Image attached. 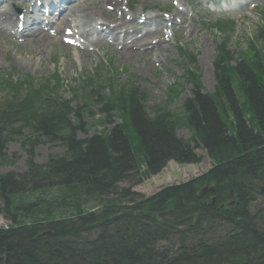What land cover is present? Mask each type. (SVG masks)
Returning <instances> with one entry per match:
<instances>
[{
  "label": "trees",
  "instance_id": "1",
  "mask_svg": "<svg viewBox=\"0 0 264 264\" xmlns=\"http://www.w3.org/2000/svg\"><path fill=\"white\" fill-rule=\"evenodd\" d=\"M222 22L216 29L226 33L231 22ZM261 22L264 40V12ZM224 41L212 94L186 72L195 84L183 104L189 140L176 136V116L150 118L135 80L85 78L63 97L58 75L36 88L29 77L2 79L0 159L18 141L28 173L0 174L10 222L0 227V264H264V54L251 45V56L232 65ZM113 117L120 123L77 137L87 134L85 119L104 125ZM46 142L65 154L38 169L34 149ZM199 147L212 162L204 173L146 197L130 190L170 160L198 163ZM204 186L212 191L199 196ZM122 209L131 213L118 215Z\"/></svg>",
  "mask_w": 264,
  "mask_h": 264
},
{
  "label": "rangeland",
  "instance_id": "2",
  "mask_svg": "<svg viewBox=\"0 0 264 264\" xmlns=\"http://www.w3.org/2000/svg\"><path fill=\"white\" fill-rule=\"evenodd\" d=\"M120 1L123 13L127 16L131 15L134 11H139L144 1L146 2L144 12H156L161 8H170L169 6H172V2H175V0ZM29 3L31 2L29 1ZM179 5L182 9L186 10L188 8L184 2L179 1ZM128 8L131 10H128ZM263 9L264 0H253L249 5L243 7L240 11L234 12V14L209 13L206 15V11L196 8L195 14H199L198 24L192 19V25H189L186 21L184 22L185 27L189 25V27L192 26L193 28L172 27L168 33L170 34L168 41L164 40L166 38L165 34H160V40L163 41L161 46L166 48V50L162 53L159 49H156L157 53L154 51L153 54L155 55L156 53L155 57H158V59L152 63L147 61L148 57H153L151 54L146 57L127 58V55L122 54L118 49L111 48L106 43H103L101 47L94 46V48L89 47L78 51L73 45H67L63 41V36L65 35L64 29L70 27L72 29L73 24V22L67 23L64 20L65 17L60 23H57L50 29L51 32H56L52 34L55 36H50L51 41L49 40L45 44L34 45L33 43L23 42L19 39L16 40L8 36H2L0 38V73L5 71L11 72L15 77L29 74L34 79H41L56 70L65 83L70 82L73 86L74 82L77 81L75 79L79 75H91L96 72L98 67L103 66L105 68L107 63L112 61L113 66L121 72L119 76L120 83L125 82L129 75H136L143 79L142 85L147 92L148 106L167 103V108L177 116H180L182 102L191 95L192 86L190 83L188 84L179 79L183 64L179 59L177 46H183L196 54V73L200 75L204 89L211 92L215 84L214 77L212 67L210 66V72L204 56L206 57L207 50L209 52L212 50L209 58L211 65L215 46L222 37L213 28L203 25V23L209 24L208 22L221 17H230L234 20L232 30L226 35L228 38L227 47L234 57L241 52L247 53V47L251 40L257 47H263L262 50L264 51V44L255 39L256 29L261 22ZM108 17L110 15L104 11L103 15L96 17L95 20L104 21ZM176 21H180V17H177ZM30 57H33V59H30ZM171 85H174V91L170 94H176L168 101L167 91ZM181 86H183V90L179 91ZM67 90L68 88L65 89V92ZM100 130L101 127L97 125H92L88 128L90 134ZM176 133L183 139L190 137V131L184 128V126L180 127ZM78 136L82 137L81 134H78ZM63 151L64 148L59 144H40L35 148L33 159L39 169L48 162L49 157L60 156ZM197 152L203 156L200 165L181 166L169 162L160 173L132 187L133 191L148 195L161 184L186 179L188 176L203 172L209 168L210 162L201 150H197ZM3 157V159H0V174H11L14 177H19L28 173L26 166L28 157L19 143L10 142L4 151ZM119 187H128V183L121 182ZM2 208L4 209V205L0 201V227H5L9 222L3 216L4 212L1 211Z\"/></svg>",
  "mask_w": 264,
  "mask_h": 264
},
{
  "label": "bare ground",
  "instance_id": "3",
  "mask_svg": "<svg viewBox=\"0 0 264 264\" xmlns=\"http://www.w3.org/2000/svg\"><path fill=\"white\" fill-rule=\"evenodd\" d=\"M60 1L68 4L66 22H73V34H71V37L64 36V38L68 37L71 39L72 45L78 51L89 47L94 48V46L101 47L103 43H106L111 48L120 50L122 54L127 55V58L146 57L152 50L159 49L162 53L166 50V48L161 46L163 41L160 40V25H163L162 28H166L167 25L170 28H172V25H177L181 28H193L192 26H183L185 19L179 22L175 20V15H178L177 8H173L172 13L167 18H163L154 11L144 12L145 1L140 6L139 11H134L129 16L123 13L120 0H56L53 7L57 8ZM181 1L183 2V0ZM34 11L38 12L40 9H27L24 11V17L20 19L11 9L0 8V38L6 35H12L15 39L33 43L34 45H39L40 43L45 44L47 41H51L50 32L47 31L48 28L44 29L41 26V21L37 17L34 18ZM104 11L110 17L104 21H94L96 17L102 16ZM62 14H64L63 11H60V15ZM18 18L21 21L23 33L15 36V33L10 28L16 25L17 29L19 26ZM31 24L36 26H30ZM144 28L145 31H143ZM99 29L102 31H99ZM167 38L164 40L168 41ZM211 53L212 50L210 52L207 50L206 57L204 56L210 72L209 58ZM30 59H33V57H30ZM156 59L158 57H148L147 61L152 63Z\"/></svg>",
  "mask_w": 264,
  "mask_h": 264
},
{
  "label": "water",
  "instance_id": "4",
  "mask_svg": "<svg viewBox=\"0 0 264 264\" xmlns=\"http://www.w3.org/2000/svg\"><path fill=\"white\" fill-rule=\"evenodd\" d=\"M206 189L204 188L201 193H203ZM122 213H129L128 211H123Z\"/></svg>",
  "mask_w": 264,
  "mask_h": 264
}]
</instances>
